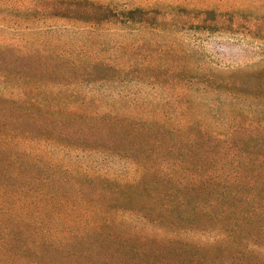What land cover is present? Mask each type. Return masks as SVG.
Returning a JSON list of instances; mask_svg holds the SVG:
<instances>
[{"label":"trees","instance_id":"16d2710c","mask_svg":"<svg viewBox=\"0 0 264 264\" xmlns=\"http://www.w3.org/2000/svg\"><path fill=\"white\" fill-rule=\"evenodd\" d=\"M29 1L0 8V16L35 18L52 8ZM127 19L126 26L138 20ZM155 28L124 31L132 43L111 52L101 54L99 39L94 52L35 59L65 82L38 78L8 87L0 74V99L21 115L13 119L0 104V264H264V63L205 67L194 50L181 53ZM121 46L130 51L125 60ZM106 81L100 93L88 86ZM137 83L154 91L127 90ZM158 91L169 96L156 106L145 102ZM21 117L36 134L19 133ZM75 120L92 125V145L44 137L49 126ZM44 145L117 156L122 173L75 167L71 174ZM85 184L107 206L102 215L129 210L131 218L53 219L57 203H83Z\"/></svg>","mask_w":264,"mask_h":264},{"label":"rangeland","instance_id":"374dc122","mask_svg":"<svg viewBox=\"0 0 264 264\" xmlns=\"http://www.w3.org/2000/svg\"><path fill=\"white\" fill-rule=\"evenodd\" d=\"M45 2L52 7L45 15L35 18L0 16V74L6 75L5 83L8 87L38 78H41L38 81L47 84L55 81L65 82V78L56 70L54 72L41 70L39 65L35 66L38 64L35 59L49 52L67 51L74 56L89 50L94 52L99 39L105 40L97 46L102 51L101 54L105 51L111 52L118 45H130L132 42H127V39L129 40L131 36H125L123 33L132 31L138 25L145 28L156 27L160 35L166 34L165 39L178 43L181 53L185 47L194 50L197 61L203 63L205 67L233 70L255 62L264 63V0H45ZM30 4L29 0H0V8H23ZM55 4L58 5L54 6ZM134 10L137 12L130 13ZM127 16L138 20L126 26L129 23ZM256 17L262 18L261 27L256 24ZM101 33L104 35L100 36ZM140 42L141 48L147 43L144 39ZM129 52V50L125 52V48L121 46L118 53H123L122 60H125ZM107 83V81L90 83L88 86L96 88L95 91L100 93L107 87ZM120 88L116 85L112 90L117 91ZM127 90L137 91L139 96L143 91L150 93L154 91H150L144 83L131 85ZM12 91L15 89L12 88L4 94L11 95ZM86 93L89 95V92ZM57 96L61 97L64 94L59 92ZM168 96L158 91L156 98L148 97L145 102L156 106L157 102ZM0 104L13 119L21 116L14 110L12 101L3 99ZM20 119L21 122L15 124L19 133L24 134L25 131L37 133L36 125L22 117ZM73 122L59 128L49 126L43 135L60 141L61 145H92L95 132L92 125L86 121ZM44 147L55 159L53 160L61 167L67 168L71 174H74L75 167L80 172L92 174L93 171L110 175L122 173L120 166L123 162L118 160L117 156L110 157L103 153L83 152L78 149L70 150L67 147L56 149L57 147L52 145ZM106 189L105 187L103 190ZM94 191L98 190H94L91 184H85L82 188L84 197L79 199L83 203L73 201V198L68 202L57 203L59 210L53 219L71 224L73 220L79 219L98 221L97 219L101 218H115L114 220L131 218L129 210L119 213L107 212L102 215L101 211L107 206L98 204L93 196ZM68 192L72 193V189ZM106 194L107 191L97 193L98 196ZM117 205L111 201L109 206ZM121 206L128 208L127 204L121 203Z\"/></svg>","mask_w":264,"mask_h":264}]
</instances>
